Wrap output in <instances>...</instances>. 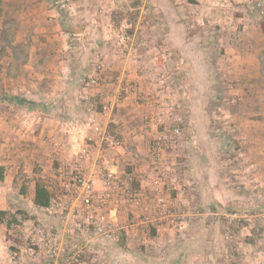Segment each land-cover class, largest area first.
I'll return each instance as SVG.
<instances>
[{
    "label": "crops",
    "instance_id": "1",
    "mask_svg": "<svg viewBox=\"0 0 264 264\" xmlns=\"http://www.w3.org/2000/svg\"><path fill=\"white\" fill-rule=\"evenodd\" d=\"M113 2L127 15L119 27L133 37V51H136L132 53L130 48L121 58L105 55L101 61L106 70L96 86L79 78L84 70L65 67L62 48L66 33L45 0L10 4L5 9L19 20L20 38L25 35L38 38L39 45L32 44L28 51L34 65L28 83L17 85L13 78L17 73L0 80V92L12 94L0 101V232L5 229L2 216L6 217V212L16 205L1 197L7 190V179L21 180L18 186L23 189L26 185L28 193H20L19 197L28 199L26 205L33 210L30 214L36 216L41 208L33 203L34 183L41 182L49 194L58 190L53 175L54 154L58 159L71 161L77 149L85 145L98 163L120 174L132 175L133 185L139 191L135 204L121 205L110 213V225L120 231L121 240L115 241L110 232L78 241L89 264H209L215 261L216 252L224 261L221 263L217 256L220 264H226L224 245L210 247L206 237L196 243V235H205L207 229H191L188 237L179 240L182 233L178 234V229L166 222L175 221L176 225L182 219L201 220L202 217L193 215L194 207L203 210L215 194V189L209 187L203 159L207 151L208 117L204 115L201 80L206 73L203 58L208 54L205 33L213 21L208 11L220 1ZM92 6L95 8V2ZM143 12L151 15L141 17ZM91 31L88 26L87 32ZM107 39L114 36L100 37L101 42ZM69 72L73 79L66 86L54 78ZM6 75L0 69V76ZM4 81L9 83L2 84ZM180 83H186L185 90ZM122 84H129L133 92L121 96L119 102L117 91ZM22 91L28 99L16 97ZM35 94L41 95V101ZM116 97L110 130L118 136L121 145L116 150L102 151L96 128L90 125L88 117L97 114L105 100L113 102ZM173 127H178L180 134L171 140ZM194 138L200 140V150H204L199 157L197 147L191 142ZM255 152H246V156ZM259 155L263 156L262 163L257 164L255 156L250 158L253 163L246 165L251 181L264 177V153ZM79 164L84 166L85 175L93 172V161L82 160ZM159 173H163L164 187L153 191L152 180ZM221 183L216 182L218 193L225 189ZM233 198L238 199L233 205L241 202L239 194ZM244 199L247 202L243 201V207L251 204ZM163 226L165 230L161 229ZM248 245L249 249L253 247ZM255 256L252 252V257Z\"/></svg>",
    "mask_w": 264,
    "mask_h": 264
},
{
    "label": "rangeland",
    "instance_id": "2",
    "mask_svg": "<svg viewBox=\"0 0 264 264\" xmlns=\"http://www.w3.org/2000/svg\"><path fill=\"white\" fill-rule=\"evenodd\" d=\"M30 1L0 0V69L7 73L5 77L0 76V80L7 79L11 73H17L13 77L16 78L17 85L28 83L29 77H32L29 73L34 65L28 51L33 45L38 47L39 41L29 35L20 38L19 20L5 9L10 4L23 5ZM148 1L146 0L147 3ZM219 1L220 4L210 7L208 11V17L213 21L208 24L205 33L208 37V54L203 58L202 66L206 73L201 80L204 115L208 117L207 151L206 156H203L206 164L203 165L207 167L209 187L215 189V194L213 191V201L208 199L203 210L199 211L194 207L193 215L202 217L201 220L182 219L176 225L175 221L166 222L178 229V234L182 233L179 240L188 237L191 229H207L205 235H196V243L206 237L210 247L224 245V257L228 259L226 264H264V177L251 181L246 167L252 162L250 158L255 156L257 164L262 163L263 156L259 154L264 153V0ZM45 2L53 8L62 32L66 33L67 38L62 48L65 67L76 71L79 68L84 70L79 78H83L85 82L98 64L104 65L106 70L105 63L101 61L105 55L121 58L128 51L127 44L121 45L117 41L120 21L127 18V15L116 8L113 0ZM94 2L95 8L92 6ZM147 15H151V12H143L141 17ZM114 23L117 25H112ZM88 26L92 29L89 33ZM103 35H112L114 39L101 42L100 37ZM35 39L37 41L33 43ZM133 48L134 43L132 51ZM71 73L54 78L66 86L73 79ZM180 85L185 90L186 83ZM20 93L16 95L18 99H28L25 92ZM10 95L12 94L0 92V101L9 99ZM35 95L41 101V95ZM121 99L122 97L119 102ZM191 142L197 147L199 157L204 152L200 150V140L194 138ZM252 150H256V154L246 156V152ZM217 181L225 186L219 193ZM19 183H22L21 180L7 179V190L1 196L16 204L15 209L6 212V217L2 216L1 223L5 229L0 232L1 244L4 238L9 237L12 229L17 231V228H22L23 224L35 219L30 214L33 210L26 205L28 199L19 197L20 193H28L26 185L23 189L18 186ZM236 193L241 202L233 205V201L238 200L233 198ZM244 198L251 204L243 207ZM217 201H220L219 204ZM248 243L253 244L251 249ZM252 252L256 258L252 257ZM214 255L218 256V253ZM217 256L209 264H220L218 258L221 263L224 262Z\"/></svg>",
    "mask_w": 264,
    "mask_h": 264
},
{
    "label": "built area",
    "instance_id": "3",
    "mask_svg": "<svg viewBox=\"0 0 264 264\" xmlns=\"http://www.w3.org/2000/svg\"><path fill=\"white\" fill-rule=\"evenodd\" d=\"M117 41L121 45L127 44L128 49L134 42L122 27ZM103 72L104 65L98 64L87 84L98 85ZM132 92L129 84H122L117 94L121 98ZM117 101V97L113 102L105 100L99 112L88 117L90 125L96 128L97 143L102 151L116 150L121 145L118 136L109 129ZM179 134L180 129L173 127L170 139ZM161 149L162 145H159L158 150ZM82 160L93 161L90 175L84 174V166L79 164ZM54 161L53 175L58 190L50 194L48 205L41 208L32 222H23L24 227L17 231L12 229L9 237L3 239L0 264H89L79 240L110 232L115 241L121 240L120 231L110 225V213L121 205L131 206L138 201L139 191L133 185V176L120 174L98 163L95 154L85 145L77 149L71 161L58 159L55 154ZM152 186L153 191L163 189V173L153 178Z\"/></svg>",
    "mask_w": 264,
    "mask_h": 264
},
{
    "label": "trees",
    "instance_id": "4",
    "mask_svg": "<svg viewBox=\"0 0 264 264\" xmlns=\"http://www.w3.org/2000/svg\"><path fill=\"white\" fill-rule=\"evenodd\" d=\"M0 177H1V174H0ZM49 197H50V194L45 188V186L41 182L36 181L34 183V198H33L34 205L39 208L46 207L49 202Z\"/></svg>",
    "mask_w": 264,
    "mask_h": 264
}]
</instances>
